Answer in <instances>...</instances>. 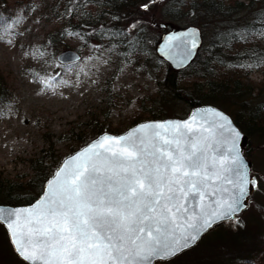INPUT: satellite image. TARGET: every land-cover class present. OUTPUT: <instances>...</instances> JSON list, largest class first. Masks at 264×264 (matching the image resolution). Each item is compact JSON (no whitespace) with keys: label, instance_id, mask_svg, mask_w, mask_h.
Wrapping results in <instances>:
<instances>
[{"label":"snow or ice","instance_id":"snow-or-ice-1","mask_svg":"<svg viewBox=\"0 0 264 264\" xmlns=\"http://www.w3.org/2000/svg\"><path fill=\"white\" fill-rule=\"evenodd\" d=\"M163 2L142 0L139 11L149 13ZM95 3L98 0H77L65 7L64 15L69 20L77 14L91 18L81 10ZM109 20L83 22L75 32L93 53L87 59L104 66L116 63L117 72L135 69L148 53L143 19L122 27L118 15L111 14ZM19 23L0 16V26L8 25L5 33L19 37ZM214 37L209 58L218 48L230 51L240 43L252 45L237 52L252 63L236 67L264 64V53L255 50L264 42V15L215 32ZM203 46L201 28L190 26L164 37L156 51L177 67H191ZM31 59L39 62L42 57ZM88 71L94 74L98 68L93 64ZM87 75L77 70L74 84L63 80L59 71L33 72L31 82L55 94L53 83L74 88ZM240 136L230 118L215 108L194 111L183 120L146 121L121 135H98L45 176L26 206H0V228L19 264H175L219 222L240 227V215L252 203L253 193L264 190V172L249 166L238 147ZM247 261L237 253L231 264Z\"/></svg>","mask_w":264,"mask_h":264},{"label":"rangeland","instance_id":"rangeland-1","mask_svg":"<svg viewBox=\"0 0 264 264\" xmlns=\"http://www.w3.org/2000/svg\"><path fill=\"white\" fill-rule=\"evenodd\" d=\"M76 2L77 0L68 1L69 4ZM55 3L56 0H0V16L19 19V26L15 30L21 33L19 37L14 36L4 32L8 25L0 26V69L8 90V98L0 101V173L10 179L25 180L34 175L32 163L36 158H41L45 164L49 163L47 167L55 165L56 168L64 156L87 142L83 143V139L92 133L94 126L91 124L102 131L118 133L133 125L137 119L154 118L149 117L146 109L157 96V78L164 75L166 62L153 56L156 42L152 39L158 37L159 41L163 29L154 26L152 19L168 22L163 16L169 7L168 3H159L149 13L122 15L121 27L137 17L142 18L144 32L150 38L148 53L140 57V65L135 69L125 68L122 72H117L116 63L104 66L97 60L87 59L93 53L83 47L75 30L67 25L68 21L61 14L53 16L51 8ZM29 7L31 10H27ZM100 10L101 8L89 4L81 12L91 13V18H97ZM106 17L101 18L98 23H109V17ZM180 19H189V14ZM169 23L170 26H178L175 19ZM210 28L207 26L208 30ZM54 29L66 30L72 34L50 37ZM206 38L205 36L204 43ZM9 40L11 44L4 42ZM68 48L77 50L81 55L80 60L65 63L58 61L57 54ZM242 48V44L234 43L230 55H227L228 62L215 64L213 76L221 79L220 77L239 75L246 84L258 88L264 78V69L261 66L249 69L236 67L238 63H251L246 57L237 56V52L242 53ZM33 55L42 59L34 61L31 59ZM93 64L98 68L94 74L88 71ZM65 69L71 71L65 73ZM77 70L88 73L87 76H81L83 83L74 88L53 83L55 94L42 92L39 84L31 82L34 80L33 72L47 71L55 74L59 71L63 80L77 84ZM180 76L181 83L185 85L196 79ZM186 113L184 110L183 114ZM244 153L253 169L264 172V143L252 141L248 136ZM240 221L241 226L238 228L243 229V232L246 228V232L264 231V190L253 193V201L241 213ZM221 226L223 230L217 228ZM215 228L217 229L213 232ZM238 228L232 222L220 223L209 230L197 245L181 254L175 264H231L232 257L227 254L218 256L220 262L210 259L207 241L218 236L220 231L225 238H230L231 232L238 231ZM263 255L264 252H259L254 259H248L247 264H260ZM0 264H19L3 228H0Z\"/></svg>","mask_w":264,"mask_h":264},{"label":"trees","instance_id":"trees-1","mask_svg":"<svg viewBox=\"0 0 264 264\" xmlns=\"http://www.w3.org/2000/svg\"><path fill=\"white\" fill-rule=\"evenodd\" d=\"M68 1L70 0H56L51 12L53 16L61 14L62 18L68 21L67 25L72 27L75 32L80 31L81 23L96 24L102 20L101 18L109 17L111 14L118 15L121 19L122 15L128 16L134 12L142 13L139 11L142 0H98V3L92 4L101 8L97 18L85 19L81 14H77L76 18L71 17L69 20L64 15L65 7L69 5ZM164 2H167L169 6L163 15L167 18L166 21L169 25L172 19H175L178 26H185L189 23L198 24L204 37H207V41L200 49L199 55L191 67L174 69L167 62L165 63L164 75L157 78V96L146 109L149 117H182L187 114H183L184 110L188 112L191 107L197 104L212 103L231 113L235 122L251 137L252 141L264 143V78L258 84V88L246 84L239 75L216 78L213 76L216 71L215 64L227 63V55L230 51L226 48H218L211 58L207 55V49L215 39V32L230 28L237 23H244L253 16L264 15V0H249L247 2L240 0H179V2L178 0H164ZM185 14H189V19L181 21L180 18ZM207 26L211 28L208 30ZM61 32L59 29H54L50 37L61 34ZM144 39L150 41L146 32H144ZM152 41L157 43L158 37H154ZM251 47L252 45H243L242 50ZM255 50L264 53V43L259 42V46ZM153 54L158 60L164 61L156 51ZM246 59L249 60L247 57ZM250 62L252 63V61ZM260 66L264 69V64H260ZM180 75L196 79L185 85L181 83ZM6 83L0 69V101L8 98ZM138 120L140 119L135 122ZM91 126H94L92 133L88 138L83 139V143L102 131L95 125L91 124ZM48 164H45L41 158H36L32 163L35 173L25 180L10 179L0 173V203L23 204L32 201L40 191L45 176H48L55 168V165L47 167ZM217 228L223 230L222 226ZM217 228L213 229V232ZM237 230L231 232L230 238H225L220 231L218 236L207 241L210 259L213 258L220 262L218 256L227 254L232 257L237 253L247 256L248 259H254L256 254L264 252L263 230H252L251 232H246L248 228L244 232L243 229L238 228ZM260 264H264V255Z\"/></svg>","mask_w":264,"mask_h":264},{"label":"water","instance_id":"water-1","mask_svg":"<svg viewBox=\"0 0 264 264\" xmlns=\"http://www.w3.org/2000/svg\"><path fill=\"white\" fill-rule=\"evenodd\" d=\"M152 24L154 26H158L159 28L163 29V32L161 34V38L160 40L158 41L157 43V46L159 45H163L164 44V37H167L173 33H182L186 27H190V26H199L197 24H188L186 26H180V27H177V26H171L169 27L168 24L166 22H156L155 20L152 19ZM200 27V26H199ZM201 28V27H200ZM202 30V29H201ZM203 41H204V38H203ZM156 46V48H157ZM68 53H71V54H75V55H78L80 57V53L75 50V49H65L63 51H60L58 54H57V59L58 57H61V54H65L61 59H58L59 61L65 63V62H69V61H73L72 58H71V55H67ZM157 53L159 54V52L157 51ZM160 55V54H159ZM163 58V57H162ZM164 59V58H163ZM165 60V59H164ZM166 61V60H165ZM170 64L171 67H173L174 69H183L185 67H177L176 65H174L173 63H171L170 61H166ZM206 108H215V109H218L219 111L223 112L224 114H226L230 120L232 121L233 125L240 131L241 133V136L239 138V141H238V147L240 148V150L243 152V154L245 155L244 153V146L246 145L247 141H248V136L247 134L240 128V126L235 122L234 118L232 117L231 114H229L227 111H225L223 108L219 107L218 105H215V104H212V103H201V104H197L193 107H191V109L188 111V113L184 116V117H179V116H166V117H157V118H148V119H143V120H140L136 123H134L133 125H131L130 127H128L127 129H125L124 131L122 132H118V133H114V132H111V131H107V130H104L102 132H100L98 135H101V134H104V133H108V134H111V135H121V134H124L125 132H127L129 129L135 127L137 124H140V123H143V122H146V121H153V120H165V119H176V120H183V119H186L188 118L189 114L196 111H200L202 109H206ZM96 135L95 137H93L92 139H90L88 142H91L92 140H94L95 138H97ZM88 142H86L85 144H83L82 146H80L79 148H77L76 150H74L73 152H70L69 154H67L66 156H64L61 160L60 163L63 162V160L69 156L70 154L76 152V151H79L81 149V147L85 146ZM245 158L246 160L248 161L249 163V166L252 168V164L250 162V160L247 158V156L245 155ZM59 163V164H60ZM28 203H23V204H10V203H0V206H4V207H15V206H26ZM223 222V221H221ZM221 222H219L218 224H220ZM216 224V225H218ZM216 225H214L213 227H215Z\"/></svg>","mask_w":264,"mask_h":264}]
</instances>
